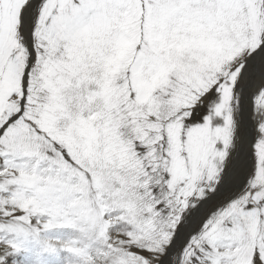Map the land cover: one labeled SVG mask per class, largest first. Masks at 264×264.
<instances>
[{
	"label": "snow or ice",
	"instance_id": "obj_1",
	"mask_svg": "<svg viewBox=\"0 0 264 264\" xmlns=\"http://www.w3.org/2000/svg\"><path fill=\"white\" fill-rule=\"evenodd\" d=\"M65 259L264 264V0H0V264Z\"/></svg>",
	"mask_w": 264,
	"mask_h": 264
},
{
	"label": "bare ground",
	"instance_id": "obj_2",
	"mask_svg": "<svg viewBox=\"0 0 264 264\" xmlns=\"http://www.w3.org/2000/svg\"><path fill=\"white\" fill-rule=\"evenodd\" d=\"M60 235H62V237H63V240H51L50 242H49V244H50V246L51 247H56L57 245H59V246H61V247H64V246H67L63 241H65V240H67V234H60ZM62 264H79V262L78 261H76V260H71L70 262H69V260L68 259H65L64 261H62Z\"/></svg>",
	"mask_w": 264,
	"mask_h": 264
}]
</instances>
